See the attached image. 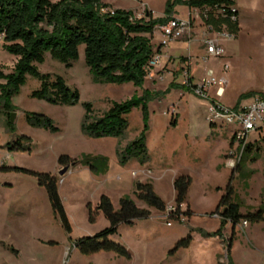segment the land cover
Here are the masks:
<instances>
[{"label":"rangeland","instance_id":"rangeland-1","mask_svg":"<svg viewBox=\"0 0 264 264\" xmlns=\"http://www.w3.org/2000/svg\"><path fill=\"white\" fill-rule=\"evenodd\" d=\"M103 1L115 8L135 9L133 13L137 18L145 17V12L150 11L154 19L163 17L172 2ZM235 3L242 29L236 40L222 41L224 54L226 50L230 56L217 59L221 74L215 75L223 76L227 81L223 99L227 105L238 92L264 86V34L260 33L264 26V0H235ZM173 11L171 18L189 21L190 31L186 30L180 39L161 48L162 37L158 27L155 29L152 44L159 51L155 57L159 56L160 60L151 64L153 69L141 87L95 81L85 65L81 46L78 59L70 68L49 54H45L44 62L37 65L40 73L60 76L67 86L77 89L79 100L76 104L55 105L32 98L31 94L39 88L40 82L27 76L11 98L12 132L7 129L6 114L0 109V166L5 167L0 169V264H264V219L260 222L247 220L246 226L236 225L233 229L228 224L222 238L213 237L219 229L220 219L211 213L215 212L231 173L225 165L234 127L212 126L207 120L205 101L180 88L185 61L192 63L190 68L194 69L196 82L201 74L205 75L206 69H210L211 58L202 61L205 51L192 50L196 44L204 50L203 38L209 34L203 36L197 11L180 3L174 5ZM177 42L186 44L184 54L188 56L176 58L177 64L170 71L161 62V57L170 52L172 45L175 48ZM1 44L0 38V70L8 74L16 58L5 52ZM175 51L181 52L178 47ZM176 59L170 57L167 60L168 68ZM224 64L228 66L225 72ZM210 95L213 96V90ZM132 97L143 98L146 103L147 157L143 163L131 159L122 165L118 152L139 138L143 130L142 108H134L127 115V128L121 137L93 138L81 129L82 104L90 103L93 115L100 117L111 102L120 103ZM26 113L50 118L57 130L52 132L31 126L26 121ZM21 136L30 138L28 149L9 150L7 144ZM253 137L258 138L259 158L245 163L235 173L232 183L241 213L264 206V131L251 134L250 138ZM238 147L239 143L235 141L233 150ZM61 156L69 157L75 164L63 175H59L64 168L58 163ZM87 157L106 159L108 169L104 173H94L84 163ZM32 172L56 177L59 198L70 226L69 234L60 216L53 212L45 188L38 184ZM182 175L190 179L186 205L191 214L169 218L136 202L138 207L150 211L149 218L137 220L130 226H120L111 237L126 248L129 259L105 251L82 254L72 248L77 238L92 236L108 226L101 214L95 216L94 222L88 221L89 208L94 209L100 195L108 196L117 209L122 195L133 198L131 180L134 179L152 183L166 206L173 207V181ZM180 209L182 213L186 206ZM201 230L210 236L200 238L197 233ZM188 234L191 235L189 239ZM181 240H189V244L177 245Z\"/></svg>","mask_w":264,"mask_h":264},{"label":"trees","instance_id":"trees-1","mask_svg":"<svg viewBox=\"0 0 264 264\" xmlns=\"http://www.w3.org/2000/svg\"><path fill=\"white\" fill-rule=\"evenodd\" d=\"M183 4L188 9H197L201 24L213 32H227L237 37L239 33L238 11L235 0H172L163 17L154 19L150 11L145 17L135 18L130 10L114 9L102 3L101 0H0V38L2 49L16 58L10 73L0 70V109L6 114V126L13 131L10 121L11 98L17 94L25 83L26 77L39 80L40 85L32 92L31 97L45 100L55 105H73L79 100L77 89L67 86L65 80L57 75L42 74L37 65L44 62L45 54L70 68L78 59L79 48H84V62L95 81L107 84H132L141 87L144 79L152 71L151 62L159 53L152 44L155 29L165 24L175 13V4ZM236 20L232 21L231 17ZM186 91L183 86H180ZM84 115L81 123L82 131L89 137H115L123 135L127 128V115L137 107L142 108L143 130L140 137L129 143L118 152L119 162L124 165L131 159L140 163L146 160L145 137L147 132L148 112L143 98L132 97L124 102H111L109 109L100 117L93 115L90 103L82 104ZM26 121L33 127H40L52 132L57 128L50 118L37 113H26ZM174 122V118H172ZM211 126V125H210ZM213 126V125H212ZM30 138L21 136L7 144L9 150L28 149ZM248 143L236 169L232 170L221 195L215 212L220 219L219 229L213 237L222 238V230L230 224L232 229L241 220L260 222L264 219V206L252 212L241 213V204L233 188V179L248 161L254 162L259 158V148L253 150ZM67 156L58 158L63 167L75 165ZM94 173H104L107 160L101 157L85 158ZM4 170L5 167L0 166ZM39 185L46 190L52 210L59 215L62 225L68 234L70 226L62 207L56 177L51 174L34 173ZM190 186L188 176H179L173 181L175 192L174 208L177 219L181 214L189 216V209L180 213V207L185 204ZM130 196H122L115 209L110 198L100 195L93 210L89 208L88 221L94 222L95 216L101 214L108 226L92 236H83L73 241L72 247L82 254H93L100 251L111 252L123 258H130L129 252L120 243L114 242L120 226H130L135 221L150 216L148 209L137 206L143 203L147 208H153L161 213L166 210V204L154 192L150 182H136ZM204 237L209 233L199 231ZM233 234V232H232ZM190 234H188V239ZM231 240V238H230ZM187 246L189 240H181L177 245ZM230 241L228 242V248Z\"/></svg>","mask_w":264,"mask_h":264},{"label":"built area","instance_id":"built-area-1","mask_svg":"<svg viewBox=\"0 0 264 264\" xmlns=\"http://www.w3.org/2000/svg\"><path fill=\"white\" fill-rule=\"evenodd\" d=\"M198 12L197 9H193ZM197 17L200 20L199 12ZM135 18H137L135 16ZM232 21L236 20L235 16L231 17ZM201 23V20H200ZM202 25V24H201ZM202 34H209V37L203 38V45L205 54L202 56V61L211 59H218L224 56V48L222 41L232 40L233 35L223 32H213L210 28L203 26ZM160 35L162 37L160 41L161 48L165 47L168 43L180 39L184 32L190 31V23L186 20H180L170 18L165 24L158 27ZM159 56L154 57L151 64L159 62ZM191 63L185 61L182 67L181 76L183 78L182 86L188 89L196 97L204 100L206 103L207 120L211 125H228L233 126L232 142L230 150L226 157V168L230 171L236 169L237 164L240 162L243 152L250 142V135L252 133H261L264 131V96L256 97L250 104L243 108H230L224 106L219 102V98L223 96L226 79L223 76L217 77L211 69L205 70L204 77L197 83L192 82L191 77ZM228 69L226 64L223 65V71ZM213 90V96L210 95V91ZM239 143V147L236 151L233 150V143ZM135 175L134 173L132 174ZM169 218L176 215V210L173 207L166 206V210L163 213ZM180 216V215H179ZM219 218L218 215H213ZM168 226L171 224L168 223ZM242 227L247 225L246 221L240 223ZM73 248V247H72ZM74 249V248H73Z\"/></svg>","mask_w":264,"mask_h":264},{"label":"crops","instance_id":"crops-1","mask_svg":"<svg viewBox=\"0 0 264 264\" xmlns=\"http://www.w3.org/2000/svg\"><path fill=\"white\" fill-rule=\"evenodd\" d=\"M102 1V3H104V4H107V5H109V6H111L112 8H114V9H119V8H115V7H113L112 5H110V4H108V3H105L103 0H101ZM143 5V4H142ZM235 6H236V3H235ZM186 8H188L187 6H185ZM236 8H237V6H236ZM122 10H124V9H122ZM130 11H132V12H134L135 11V9L134 10H130ZM237 11H238V25H239V33H238V35L240 34V31H241V27H242V21L240 20V12H239V10H238V8H237ZM263 24H264V20H263ZM260 33H262V34H264V26H263V29H261L260 30ZM238 35H237V37L236 38H233V40H236L237 38H238ZM172 47V48H171ZM170 47V52H166L165 54H164V56L163 57H161V62L163 63V65L164 66H166V69L167 70H170V71H172V67H174V66H176V64H177V59L176 58H179L180 56H188V55H186V54H184L185 53V48H186V44L184 43V42H177V44L175 45V48L176 47H178V49H180L181 50V52H176L175 51V48H174V45H172ZM195 48H197L199 51H204V50H202V49H200V47L196 44V45H194L193 46V49L192 50H194ZM162 50H160V52H161ZM194 53H195V51H193ZM173 54V55H172ZM227 55V56H226ZM228 56H230L228 53H226V50H225V54H224V56L222 57V58H220V59H222V60H224L226 57H228ZM170 57H175V59H176V62H174V64H172L171 65V67L170 68H168L169 66H170V63H167V60L170 58ZM172 59V58H171ZM170 61H172V60H170ZM191 66H192V63H191ZM210 69L214 72V74L215 75H220L221 74V71H220V67H218V61H217V59H211V62H210ZM193 71H194V69L192 68L191 69V77H192V82L195 84V83H197L195 80H194V76H195V73H193ZM175 76V75H174ZM204 77V75L203 74H201L200 75V80L202 79ZM175 78H176V76H175ZM200 80H198V81H200ZM226 92H227V90H226V88L224 89V93H223V96L222 97H220L218 100H219V102L221 103V104H223L224 106H227V107H230V108H243V107H245V106H247L248 104H250L256 97H259V96H264V86H260L259 87V89H257V90H254V89H246V90H244V91H241V92H238L236 95H235V97L233 98V100H231L230 101V105H227V103H224L223 101V99H224V97H225V95H226ZM206 106V105H205ZM205 108V107H204ZM213 126H215V125H213ZM232 134V133H231ZM253 135H254V133H252ZM258 138L257 137H253V138H250V142L249 143H252L253 145H255V147L257 146L256 145V140H257ZM231 140H232V135H231ZM231 142L232 141H230V143H229V145H231ZM255 147H253V150H256V148ZM258 154H260L259 152H258ZM108 163H107V169H108ZM106 169V170H107ZM132 182H131V184H132V192H131V194L133 193V189H134V184L136 183V182H141V183H144L145 181H136V180H134V179H132L131 180ZM152 184V183H151ZM152 186H153V184H152ZM153 189H154V186H153ZM154 192H155V189H154ZM156 193V192H155ZM175 193V192H174ZM122 196H128V195H122ZM121 196V197H122ZM158 196V195H157ZM120 197V198H121ZM159 197V196H158ZM160 198V197H159ZM174 198H175V194H174ZM119 200V199H118ZM183 206H186V209H189L188 207H187V205H186V202H185V204H182L181 205V207L180 208H182ZM181 210V209H180ZM183 210V209H182ZM190 210V209H189ZM190 212H191V210H190ZM136 222V221H135ZM134 222V223H135ZM133 223V224H134ZM240 224V223H239ZM228 225V224H227ZM226 225V226H227ZM226 226L223 228V230H222V236H223V231H224V229L226 228ZM202 231V230H201ZM207 233V232H206ZM198 234V236L200 237V238H202V239H204V236L203 235H201L200 234V232L199 233H197ZM190 238H191V235H190ZM215 238H218V237H214V239Z\"/></svg>","mask_w":264,"mask_h":264},{"label":"water","instance_id":"water-1","mask_svg":"<svg viewBox=\"0 0 264 264\" xmlns=\"http://www.w3.org/2000/svg\"><path fill=\"white\" fill-rule=\"evenodd\" d=\"M10 121L12 122L11 118H10ZM71 166H73V165H71ZM67 170H68V167H64V168L62 169V171L59 172V175H63L64 173L67 172Z\"/></svg>","mask_w":264,"mask_h":264}]
</instances>
